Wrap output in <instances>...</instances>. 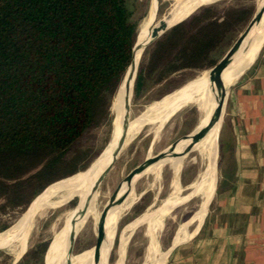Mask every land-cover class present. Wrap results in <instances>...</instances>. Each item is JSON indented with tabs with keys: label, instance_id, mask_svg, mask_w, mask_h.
Returning a JSON list of instances; mask_svg holds the SVG:
<instances>
[{
	"label": "trees",
	"instance_id": "1",
	"mask_svg": "<svg viewBox=\"0 0 264 264\" xmlns=\"http://www.w3.org/2000/svg\"><path fill=\"white\" fill-rule=\"evenodd\" d=\"M252 14L246 6L197 8L144 52L134 93L154 73L162 80L214 67V51ZM137 28L126 0H0V197L12 210L23 212L92 161L84 143L111 122ZM48 245H39L41 259Z\"/></svg>",
	"mask_w": 264,
	"mask_h": 264
},
{
	"label": "rangeland",
	"instance_id": "2",
	"mask_svg": "<svg viewBox=\"0 0 264 264\" xmlns=\"http://www.w3.org/2000/svg\"><path fill=\"white\" fill-rule=\"evenodd\" d=\"M126 1L133 12L134 20L138 23L137 30L139 32L141 25H143L149 15L152 0ZM178 1L156 0V9L158 11L156 20L154 19V12L153 20L156 22L160 20L173 7V4ZM189 1H182L178 8H176V12L172 13L168 19L166 18L168 25L183 19L197 6H203V4L217 6L220 14H223L230 7L239 8L246 6L253 9L251 18L241 25L236 32L228 35L223 43L214 51L213 56L220 61L246 29L262 0H217L213 3L209 2L214 0H207L205 3L193 7H190ZM263 14L264 9L261 17ZM150 45L141 53L138 64L141 62L144 52L147 51ZM262 58H264V42L255 61L249 68ZM249 68L235 81L229 91L221 127L217 131L218 135L216 134L217 148L215 147L214 150L216 161L215 159L213 162L208 161L209 155L206 150H191L184 155L183 163L178 170L172 169L168 164L172 163L176 158L174 155L180 152L181 148L176 152H174V149L183 140L173 148H168V146L173 141L194 131L205 113L203 111L205 104L204 98H195L176 112L175 108L171 109V114L164 120L159 119V104L172 103L182 93L183 88L190 80L201 76L210 69L201 71L185 70L166 76L162 80L158 79V73H154L146 77L138 94H135L133 90L134 77L133 86L131 83L126 95L127 97L129 96L132 86L133 91L130 100L128 121L132 122L135 119L137 121L145 119V123L135 132L128 135L117 159L101 180L95 192H93V189L98 178L89 177L86 179H89L88 181L84 180L86 181L84 184L87 183V186L83 195L70 197V194L79 187L68 194H64L62 198L59 194L53 199L54 202L60 199L55 206L43 208L34 216L39 201L59 186L70 181L78 173L86 172L109 146L112 140L113 122L115 120L114 100H112L110 108L111 122H106L93 129L84 143L85 147L91 148L90 156L93 157L85 169L47 186L23 212L12 210L6 204L5 199L0 197V227L4 224H9V229L7 228V230L0 232V235L12 237L29 228L24 250L20 251L18 243H14L10 247L0 244V264H64L61 260V255L70 262L72 255L76 256V260L72 264H89V255L92 249L95 256L94 245L97 222L109 197L133 168L143 162L147 157L153 156L161 151L162 153L169 152L167 154L168 156L157 161L153 168L149 169L147 167L133 182L129 194L124 201L125 203L115 206V210L113 207L108 212L104 228L109 227L110 221L112 220H115V223L110 244L108 245L107 243L105 231L106 244H102V248L106 247V252H109V264H166L172 248L188 240L199 231L207 213L214 205L216 191L220 183V167L223 163L222 156L226 152H222L221 147L222 143L230 138V133L227 132V128L231 118L230 106L232 90L236 87V83L248 72ZM182 157L180 156L179 159ZM208 171L212 172L210 188L208 186L209 182H206L203 184L201 190L192 194L193 188L191 186L198 184L208 176ZM63 180L64 182L38 199L50 186ZM126 189L127 185L123 183L117 188L114 194L115 198H120ZM120 191L122 193L119 196ZM208 191L211 192V196L214 194L207 206L206 203L205 205L203 203L206 200L208 202L211 198V196L208 198ZM86 196H89V198L83 207ZM78 204H80L79 213L81 214L78 226L74 228V225H69L68 230L64 231L63 228L69 223V219ZM76 228L77 232L73 243V253H70V232ZM47 240L49 245L44 258L41 259L40 247ZM51 242L52 247L49 252ZM98 261L102 262L100 263ZM91 264H104V257L100 260L98 254Z\"/></svg>",
	"mask_w": 264,
	"mask_h": 264
},
{
	"label": "crops",
	"instance_id": "3",
	"mask_svg": "<svg viewBox=\"0 0 264 264\" xmlns=\"http://www.w3.org/2000/svg\"><path fill=\"white\" fill-rule=\"evenodd\" d=\"M214 205L166 264H264V58L231 94Z\"/></svg>",
	"mask_w": 264,
	"mask_h": 264
},
{
	"label": "bare ground",
	"instance_id": "4",
	"mask_svg": "<svg viewBox=\"0 0 264 264\" xmlns=\"http://www.w3.org/2000/svg\"><path fill=\"white\" fill-rule=\"evenodd\" d=\"M207 0H190L189 5L190 7L205 3ZM156 9V0H152L151 2V7H150V12L149 15L146 19V21L141 25L138 36H137V41H136V46L139 48L142 44H144L151 35V29L154 24L153 16L154 12ZM176 12V9L172 13ZM171 13V15H172ZM180 21V20H179ZM156 22V21H155ZM178 22V21H177ZM176 22H172V24H175ZM170 24V25H172ZM169 25V26H170ZM264 42V14L262 17L260 16L255 29H254V34L246 41V44L243 46L241 50H239V57L236 63L230 64L227 67L224 68L222 64H219L217 67L214 69L205 72L201 76H198L192 80L183 88L182 93L175 98V100L172 103L168 104H159L160 105V115L159 119L164 120L166 117H168L171 113V109L175 108V112L179 110L181 107L185 106L186 104L190 103L193 101L195 98H204V109L203 111L204 116L200 120L199 124L197 125V130H199L207 121L208 116L210 112L212 111L215 100L223 93L225 88L231 84L234 80L239 78L245 70H247L255 61L259 50L261 49V46ZM140 54V50H137L135 52V58L133 65L128 69L124 79L122 80L118 91L116 93V96L114 97L113 101V107L115 110V120L113 122V132H112V140L109 144V146L104 150V152L93 162L92 166L86 171V172H81L75 175L70 181L67 183L59 186L55 190H53L51 193H49L44 199L38 202L34 216L37 214V212L43 208L47 207H53L55 206L58 201H53V199L60 194V197L64 194H68L71 191L75 190L76 188L80 187L83 185L86 181L87 178L89 177H99L104 170L108 167V165L111 162L113 152L118 144V141L121 137L122 131L124 130V142L126 138L128 137L129 134H132L135 132L142 124L145 123L144 120H139L137 121L136 119L132 122L126 123L125 128L123 129V118L126 113V98H127V93L130 84L133 81V76L134 72L137 66V61L138 57ZM140 58V57H139ZM158 106V105H155ZM222 123V113H218L210 131L202 138L200 141L197 142V144L194 145L193 150L196 151H204L208 153V161L213 162L215 159V147L217 145V136L218 135V130L221 127ZM123 142V144H124ZM187 142H189V139L186 138L184 139L181 143H179L175 149L174 152L178 151L180 148V153L183 151L187 150L190 145L187 146ZM169 152H166L168 154ZM203 154V153H202ZM204 155V154H203ZM179 157H176L174 161L168 165L174 170H178L179 167L183 163V158L184 155L181 159ZM195 161V159H194ZM157 163V162H156ZM156 163L150 165L148 167L149 169L153 168ZM148 169V170H149ZM213 169V168H212ZM206 172V171H205ZM209 172V171H208ZM204 174V173H203ZM211 177H212V172L208 173V176H206L204 179H202L198 184H193L191 188H193L192 194L197 193L198 190H201L203 187V184L206 182H209V188H210V182H211ZM66 180V179H65ZM86 180V181H84ZM84 181V182H83ZM128 183H126L127 185ZM210 190V189H209ZM121 191L119 193V196L121 195ZM191 194V195H192ZM123 196V195H122ZM121 196V197H122ZM211 196V192L208 191V198ZM118 198L116 199L115 196H113L110 205L108 207L105 219L107 217L108 212L115 206H117L119 200L121 199ZM125 203V202H123ZM92 207V205H91ZM117 211V210H116ZM46 212V211H45ZM114 219V218H113ZM115 220L110 221V226L107 228L105 227V224L103 225L102 231H101V244H106V235H107V243L108 245L111 242L112 239V231L114 227ZM108 224V223H107ZM69 223L63 228L64 231L68 230ZM29 228L23 232H21L18 235L12 236V237H4L0 235V244L10 247L14 243H18L20 246V251L25 249V242H26V236H27V231ZM106 231V235H105ZM58 240V239H57ZM57 243V242H55ZM56 246V244H55ZM57 247V246H56ZM108 247V246H107ZM106 247L102 248V252H99V249L95 248V256H94V251L92 249L89 257H90V262L89 264L92 263V261L97 257L99 254L100 260L105 257V250ZM61 255V254H60ZM61 260L64 262V264H69V260L67 258L63 257L61 255ZM76 260V256L72 255V259L70 264L73 263V261ZM102 262V261H98Z\"/></svg>",
	"mask_w": 264,
	"mask_h": 264
},
{
	"label": "water",
	"instance_id": "5",
	"mask_svg": "<svg viewBox=\"0 0 264 264\" xmlns=\"http://www.w3.org/2000/svg\"><path fill=\"white\" fill-rule=\"evenodd\" d=\"M184 1V0H179L178 2H175V4H173V7L170 8V10L157 22L154 21L153 27L151 29V35L150 38L144 43L142 44L139 48H137L136 46V42L134 44L133 50H132V60L131 63L129 65L128 69L133 65L134 62V58H135V52L137 50H140V54L139 57L141 55V53L143 52V50L150 45L151 43H153L157 38H159L165 31H167L170 27H172L175 24L172 25H168L167 24V19L168 17L171 15V13L174 11V9L178 8L179 4ZM217 0H214L212 2L209 3H213ZM207 3V4H209ZM204 5V4H203ZM201 5L197 6L194 10H196L198 7H200ZM263 9H264V0L261 1L259 7L257 8L255 14L253 15L252 19L250 20L249 24L247 25L246 29L243 31V33L238 37V39L236 40V42L233 44V46L228 50V52L220 59V61L214 66L212 67L210 70L214 69L215 67H217L219 64H222L225 67H227L230 64L236 63V61L238 60L239 57V50H241L243 48V46L246 44V41L254 34V29L255 26L261 16V14L263 13ZM194 10H192L188 15H190ZM157 9L155 11V20H156V15H157ZM187 15V16H188ZM186 16V17H187ZM186 17H184L183 19H185ZM167 18V19H166ZM181 19V20H183ZM180 20V21H181ZM243 45V46H242ZM138 57V60H139ZM138 64V61H137ZM137 67V66H136ZM209 70V71H210ZM126 71V73H127ZM136 71V69H135ZM125 73V75H126ZM124 75V77H125ZM134 77H135V72H134V76H133V81H134ZM124 79V78H123ZM238 79V78H237ZM236 79V80H237ZM234 80L231 84H229L225 90L223 91V93L215 100V104L214 107L212 109V111L210 112L208 119L206 121V123L199 129L197 130L196 128L194 129V131H192L190 134L184 135L183 137L173 141L172 143L169 144L168 148H173L175 147L180 141L188 138L189 142L188 145H190V147L183 151L180 154H175L174 157H179V156H183L185 154H187L188 152H190L191 150H193V147L195 144H197L198 141H200L202 138H204V136L210 131L212 124L217 116L218 113H222L223 116V112L225 110L226 107V103H227V98H228V94L229 91L231 90V87L234 85L235 81ZM133 81H132V86H133ZM132 86L130 88V93L129 96L127 97V106H126V113L123 119V129L125 128L126 123H128V117H129V106H130V100H131V95H132ZM197 130V131H196ZM124 130L122 131L121 137L118 141V144L113 152L112 155V159L110 164L108 165V167L104 170V172L98 177V179L95 182L94 185V189L93 192H95L97 186L100 184L101 180L104 178V176L106 175V173L109 171V169L112 167V165L114 164L115 160L117 159V156L123 146V142H124ZM217 148V147H216ZM167 149V148H166ZM166 156H168L166 153H162L158 152L157 154L147 157L143 162H141L139 165H137L135 168H133L128 174L127 176L123 179V181L117 186V188H119L123 183H128L127 184V189L125 190L123 196L121 197V199L118 202V206L121 205L126 197L129 194V190L131 189V186L133 184V182L147 169V167H149L150 165L156 163L157 161L161 160L162 158H165ZM171 157V156H169ZM215 161H216V157H215ZM117 188L115 189V191L111 194V196L109 197L107 203L104 205L102 212L100 214L99 220L97 222V226H96V238H95V248L100 249L102 252V244H101V231L103 228V225L105 223V216L108 210V207L110 205V202L114 196V194L117 191ZM214 194V193H213ZM213 194L210 198V200L208 202H204L203 204L208 206ZM89 196H86V198L84 199V204L83 207L86 203V201L88 200ZM202 204V206H203ZM79 209H80V204H78V206L75 208V211L73 212L71 218L69 219V224L71 226L74 225L77 227L80 219H81V214L79 213ZM77 232V228L73 229L72 232H70V238H71V247H70V253L73 249V243H74V239H75V235ZM70 264V262H69ZM104 264H109V252L105 253V257H104Z\"/></svg>",
	"mask_w": 264,
	"mask_h": 264
}]
</instances>
